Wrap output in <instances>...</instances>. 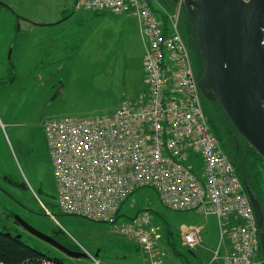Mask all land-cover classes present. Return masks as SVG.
<instances>
[{
  "label": "rangeland",
  "instance_id": "1",
  "mask_svg": "<svg viewBox=\"0 0 264 264\" xmlns=\"http://www.w3.org/2000/svg\"><path fill=\"white\" fill-rule=\"evenodd\" d=\"M0 2L4 4H0V224L50 257L58 256L63 264H151L136 241L115 230L144 211L161 234L156 249L162 264H221L220 257L214 258L217 218L172 210L150 187L136 189L115 222L67 214L57 206L44 121L110 113L123 100L142 95L145 44L138 19L87 10L79 16L84 10L75 7V0ZM161 8L156 14H172L177 2L172 11ZM188 22L181 6L178 29L197 78L202 65L199 51L188 40ZM200 100L207 115L211 101L202 94ZM15 214L86 256L70 257L40 240L15 220ZM190 227L198 228L201 236L192 247L183 244V233Z\"/></svg>",
  "mask_w": 264,
  "mask_h": 264
},
{
  "label": "built area",
  "instance_id": "2",
  "mask_svg": "<svg viewBox=\"0 0 264 264\" xmlns=\"http://www.w3.org/2000/svg\"><path fill=\"white\" fill-rule=\"evenodd\" d=\"M151 0H75V7L138 19L145 44V89L113 112L53 117L44 127L62 212L115 222L136 189H154L172 209L217 218L214 258L221 264H264L258 257L259 229L250 198L220 141L210 129L191 59L178 29L180 3L165 26ZM264 48V35L261 40ZM54 219V215L46 209ZM115 230L136 241L151 264H162L161 238L148 213ZM200 231L183 233L188 247ZM98 262V261H96ZM40 264H59L43 257Z\"/></svg>",
  "mask_w": 264,
  "mask_h": 264
},
{
  "label": "water",
  "instance_id": "3",
  "mask_svg": "<svg viewBox=\"0 0 264 264\" xmlns=\"http://www.w3.org/2000/svg\"><path fill=\"white\" fill-rule=\"evenodd\" d=\"M174 1L186 10L190 24L188 40L195 44L201 57L203 72L197 78L201 94L221 105L238 133L264 158V48L261 43L264 0ZM247 193L264 255L262 208L249 187ZM14 218L27 232L65 254L86 256L37 229L20 215L15 214Z\"/></svg>",
  "mask_w": 264,
  "mask_h": 264
},
{
  "label": "trees",
  "instance_id": "4",
  "mask_svg": "<svg viewBox=\"0 0 264 264\" xmlns=\"http://www.w3.org/2000/svg\"><path fill=\"white\" fill-rule=\"evenodd\" d=\"M155 3H157V6ZM150 4L155 11L159 8L163 11L161 7L168 8L169 11H172L175 1L151 0ZM166 17L165 13L162 12L161 19L167 27L168 19ZM198 56L202 65L200 54H198ZM201 68L203 72V66ZM211 105L212 108L206 115L210 129L216 135L223 150L231 160L245 191L247 192V187H249L259 201L264 216V158L238 133L221 105L216 101H211ZM10 182L16 186L19 185L25 188L24 183H18L12 180H10ZM119 215L120 212H118L116 217L118 218ZM261 230L264 231V223ZM55 232L60 233L61 229ZM18 234V232L11 230L9 227L0 224V264H40L39 261L41 258H52L47 253L40 251L36 246L28 244L23 239L22 235L21 237H17ZM259 253H261V259L264 260L261 244L259 246ZM54 260L59 264L62 263L60 260H56V258Z\"/></svg>",
  "mask_w": 264,
  "mask_h": 264
},
{
  "label": "crops",
  "instance_id": "5",
  "mask_svg": "<svg viewBox=\"0 0 264 264\" xmlns=\"http://www.w3.org/2000/svg\"><path fill=\"white\" fill-rule=\"evenodd\" d=\"M88 11V10H87ZM90 14H98V12H93V11H88ZM86 12L85 10L82 12V13H79V16H83V15H86ZM102 13H110V12H102ZM131 17V16H130ZM133 17V16H132ZM144 41V39H143ZM145 89V88H144ZM215 250V249H214Z\"/></svg>",
  "mask_w": 264,
  "mask_h": 264
},
{
  "label": "flooded vegetation",
  "instance_id": "6",
  "mask_svg": "<svg viewBox=\"0 0 264 264\" xmlns=\"http://www.w3.org/2000/svg\"><path fill=\"white\" fill-rule=\"evenodd\" d=\"M52 236V235H51ZM54 237V236H53ZM55 238V237H54ZM57 241H59V242H61L59 239H57V238H55ZM47 243V242H46ZM62 243V242H61ZM63 244V243H62ZM51 245V244H50ZM65 245V244H64ZM52 246V245H51ZM65 246H67V245H65ZM54 247V246H53ZM68 247V246H67ZM54 248H56V247H54ZM69 248V247H68ZM57 249V248H56ZM59 250V249H58ZM60 251V250H59ZM62 252V251H61ZM64 253V252H63ZM55 257H57L58 258V256H55ZM60 259V258H59ZM61 260V259H60Z\"/></svg>",
  "mask_w": 264,
  "mask_h": 264
}]
</instances>
